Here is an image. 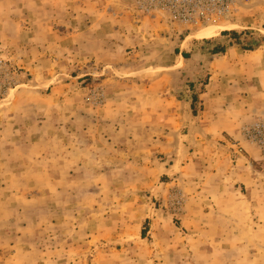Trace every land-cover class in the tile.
Listing matches in <instances>:
<instances>
[{
	"label": "rangeland",
	"instance_id": "1",
	"mask_svg": "<svg viewBox=\"0 0 264 264\" xmlns=\"http://www.w3.org/2000/svg\"><path fill=\"white\" fill-rule=\"evenodd\" d=\"M126 6L135 24L159 31L133 55L115 56L105 43L81 50L76 19L51 25L49 37L40 21L32 42L1 35L0 264H202L186 221L195 199L207 204L216 193L201 166L186 170L208 140L180 102L201 116L212 62L229 49L264 47V0L198 28L138 0ZM211 27L212 38L197 37ZM217 47L226 52L212 54ZM191 129L190 140L182 134ZM228 145L233 156L264 157V111ZM257 199L252 212H264V195Z\"/></svg>",
	"mask_w": 264,
	"mask_h": 264
},
{
	"label": "crops",
	"instance_id": "2",
	"mask_svg": "<svg viewBox=\"0 0 264 264\" xmlns=\"http://www.w3.org/2000/svg\"><path fill=\"white\" fill-rule=\"evenodd\" d=\"M54 1L0 0V38L11 32L32 42L39 35L35 25L40 21L49 37L51 25H65L67 21L73 22L72 19H76L75 39L80 41L81 50L84 45L94 50L97 44L105 43L107 51H113L115 56L133 55L135 46H154L159 38L156 25L135 24L131 13L124 10L128 0H56L53 7L58 8L59 18L52 17ZM110 6L115 13L121 9L123 15L107 13ZM25 33L30 36L25 37ZM171 45L170 42L168 48ZM211 67L212 77L200 95L204 106L201 116L194 117L191 102H180L187 111L186 118L199 121V133L208 140L203 147L207 154L194 155L186 170L190 172L201 166L204 180L214 184L216 193L204 197L203 200L209 201L207 204L195 199L190 208L186 229L194 243L192 257L202 249V264H264V212H252L255 208L251 204L264 195V157L254 151L248 152V156H233L228 149L230 142L240 139L243 125L257 112L264 111V47L247 53L229 49ZM186 133L182 135L190 140L194 137L192 129ZM214 198L223 212H217ZM202 204L210 210L198 208ZM231 208L234 212H229ZM244 208H251L250 212H244ZM198 215L202 216L201 220L196 219Z\"/></svg>",
	"mask_w": 264,
	"mask_h": 264
},
{
	"label": "built area",
	"instance_id": "3",
	"mask_svg": "<svg viewBox=\"0 0 264 264\" xmlns=\"http://www.w3.org/2000/svg\"><path fill=\"white\" fill-rule=\"evenodd\" d=\"M256 0H138L139 8L167 14L171 21L191 28L233 17Z\"/></svg>",
	"mask_w": 264,
	"mask_h": 264
},
{
	"label": "bare ground",
	"instance_id": "4",
	"mask_svg": "<svg viewBox=\"0 0 264 264\" xmlns=\"http://www.w3.org/2000/svg\"><path fill=\"white\" fill-rule=\"evenodd\" d=\"M217 27H211V28H206L204 30H201L198 34H197V37L198 38H203V39H210L214 36V33H215V29ZM229 30H232L230 28H228ZM227 29V30H228ZM225 30V29H224Z\"/></svg>",
	"mask_w": 264,
	"mask_h": 264
},
{
	"label": "trees",
	"instance_id": "5",
	"mask_svg": "<svg viewBox=\"0 0 264 264\" xmlns=\"http://www.w3.org/2000/svg\"><path fill=\"white\" fill-rule=\"evenodd\" d=\"M226 52V48L224 47H217L212 51V54L218 55V54H224Z\"/></svg>",
	"mask_w": 264,
	"mask_h": 264
}]
</instances>
